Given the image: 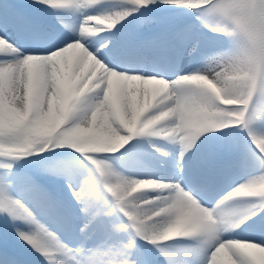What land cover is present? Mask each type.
Returning a JSON list of instances; mask_svg holds the SVG:
<instances>
[{
	"label": "snow or ice",
	"instance_id": "snow-or-ice-1",
	"mask_svg": "<svg viewBox=\"0 0 264 264\" xmlns=\"http://www.w3.org/2000/svg\"><path fill=\"white\" fill-rule=\"evenodd\" d=\"M41 2L54 8L82 10L98 3V0H41ZM155 2L156 0H128V4L133 7L86 16L81 25L99 21L103 30L112 29L132 12ZM162 2L201 10L203 16L210 21V26L217 32L225 30L226 21L229 19L234 21L236 26L248 29L249 24L264 15V0H162ZM4 22L5 17L0 12V25ZM258 38L261 50L264 52V33L258 34ZM0 41H3L0 44V52L16 53L15 59H0V74L3 75V85L0 86V120H2L0 155L18 157L34 151H43L49 146L66 144L88 156L97 166L105 188L128 217L130 226L135 229L137 235L153 242L166 241L177 236H200L213 244L210 264H219V258L225 250L227 255L224 258H230L233 264H256V260L249 253L264 249V241L219 238V231L229 222L233 214L219 208L203 207L196 199L193 201V196L178 184H164L159 189L170 188L174 191L166 197H157L174 209V226L163 232L153 231L150 224L142 222L138 217L136 204L125 190L130 184L138 186L139 180L119 176L107 163L93 159L92 154L97 153L80 151L75 145L82 141L105 143L118 140L121 136L126 137L125 144L135 135L148 134L176 137L184 148H188L203 132L238 125L249 130L254 145L264 157V133H256L251 128L253 121L257 119L260 107V102L254 98L264 97V56L261 59L259 72L252 71L247 77L243 100L239 104L234 103L238 98L236 96L224 98L226 91L234 90L231 78L238 69L232 58L218 61L228 63L230 67L236 69L226 72L222 77L218 76V79L224 81L219 87L206 81L199 72L182 75L175 81L167 80V83L156 78L142 79L141 75L122 76L113 72L111 75L101 74L104 75L102 83L96 82V78L86 77L88 83L69 100L58 73V63L65 59H74L81 70L88 72L95 70L79 48L72 49L71 42H67L45 54L20 55L19 50L5 36L0 35ZM32 56H39L42 59L29 58ZM98 87L101 89L99 94H97ZM189 87L197 91L209 90L210 99L207 102H186L180 98V93ZM162 92L168 93L166 102L159 100ZM221 99L229 113L224 123H218L210 111V104L215 103L219 106ZM77 113L79 115H76ZM169 121L170 126H165ZM183 129L189 131L181 135ZM52 136H59L60 142L52 144L41 139ZM234 197H258L260 206L264 207V175L251 177L230 192L225 199ZM189 204L191 206H188ZM0 207H5V210L12 214H16L17 210L27 211L19 201H12L11 197L6 196L2 189H0ZM206 210L214 223H197L196 213L198 211L205 213ZM246 210L248 214L249 211L255 212V206ZM32 222L36 228L33 233L18 232V235L33 247L44 251L45 255H49L48 248L55 243L54 238L39 221ZM246 245L254 247L246 249L244 247ZM131 246L129 242L126 247ZM57 247L63 256L70 260V264H117L109 253L97 251L84 256L73 254L62 245ZM49 258L53 264H67L65 259L56 260L51 256ZM120 264H128V260H122Z\"/></svg>",
	"mask_w": 264,
	"mask_h": 264
},
{
	"label": "clouds",
	"instance_id": "clouds-1",
	"mask_svg": "<svg viewBox=\"0 0 264 264\" xmlns=\"http://www.w3.org/2000/svg\"><path fill=\"white\" fill-rule=\"evenodd\" d=\"M100 24L101 22L97 21L92 24L81 25L80 34L86 36L89 34L100 32L103 30ZM226 24H227V27L221 33H225L228 36L233 37V33L238 30L237 26L235 25L234 21H232L231 19L226 21ZM248 29L251 32L256 33V34L264 33V15H261L260 17L256 19V21L249 24ZM2 43L3 41H0V44ZM71 47L72 49L79 48L80 51L85 54L86 58L91 59L93 68L95 69L98 66L103 74H109V73L115 72L117 75H122V76L138 75V74H129V73L117 71L113 68H109L101 60H99L95 55L89 52L88 48L85 46L84 43L81 42L80 39H76L72 41ZM29 58L34 59V60L42 59V57H39V56H32ZM235 70L236 69L234 67H230L228 63L217 62L213 71L207 72L206 74L202 73V75L206 81L219 87L224 81L218 79V76L222 77L226 74V72H232ZM141 78L142 79L143 78H156V79L162 80L165 83L168 82L164 78L155 77V76L145 77L141 75ZM103 80H104V75H101L100 73H98L96 76V82L102 83ZM188 83L190 84V81ZM231 83L234 85V90L226 91L224 94V98H232L233 96H236L238 98L234 100V103L239 104L243 100V89H244L246 80L244 78L237 79V78L232 77ZM100 90L101 89L98 87L97 94H99ZM180 98L185 100L186 102H191V101L207 102L210 99V91L209 90L197 91L189 87L185 91L180 93ZM167 99H168V93L162 92L159 96V100L162 102H166ZM210 111L212 112L213 117L217 120L218 123H224L228 119L229 113L224 107L223 99L220 100L219 106H217L215 103H211ZM127 131H131V130H127ZM188 131H189L188 129H183L180 134L184 135ZM41 139L44 141H47V143H52V144L60 142L59 136L43 137ZM125 140H126V137L121 136L118 140H113V141H109L105 143H94V142L82 141L76 144L75 147L83 152L110 153V152H115L118 149H120L123 146ZM163 186L164 184L159 181L148 179V180H139L138 186L136 184H130L126 186V189H125L128 196L135 202L136 213L138 217L141 219V221L144 223L150 224L151 229L153 231H158V232H163L165 230H168L170 226H174L173 224L174 209L169 204H166L163 201H161L159 197L157 196L151 197V198H145L144 196L137 195V193H141L147 189H157ZM192 200L194 201L195 198L192 197ZM188 206H191V205L189 204ZM247 215H248L247 210H244L238 213L237 215L232 216L229 220L230 225L237 226L244 220V218ZM210 219L212 218L210 217V215L207 214V210L205 211V213H201L198 211L195 215V221L200 224H206L207 221ZM128 264H136V261L128 260Z\"/></svg>",
	"mask_w": 264,
	"mask_h": 264
},
{
	"label": "bare ground",
	"instance_id": "bare-ground-1",
	"mask_svg": "<svg viewBox=\"0 0 264 264\" xmlns=\"http://www.w3.org/2000/svg\"><path fill=\"white\" fill-rule=\"evenodd\" d=\"M228 54H229V50H227L226 52H223L221 55V57H222L221 59L232 58L234 63H235V66L240 71V73L245 71V67L243 66V63L241 61H239V57L233 56V55H228ZM217 61H218V59L216 60L215 58H212V59H209L207 61V63L202 65V66L211 72L214 70L215 65L217 64ZM62 62H65V60H63ZM63 69L64 68H61V67L58 68V73L60 76H61V73L64 71ZM198 69H199V71H203L205 73L208 72L201 67H199ZM241 69H243V70H241ZM193 73H197V72L195 71ZM66 74H68V72H65L63 74V76H65ZM71 75H72V78L69 81H63L62 80L63 84H64L66 96L68 99H69L68 92H67L68 86H73L74 87L73 91H74V93H76L77 91L82 89V87L85 85V84L80 82L79 75H77L74 72H71ZM150 76L158 77V76H156V73L155 74H147L145 77H150ZM1 77L2 78H0V80H1V84L3 85V75L2 74H1ZM61 78H62V76H61ZM65 167H70V164H65ZM79 183H81L85 186L83 189V193H82L83 196L85 195L86 197L89 198L94 193V191L99 193V190H97V188L95 187L94 182L91 179L87 178V176L84 177L83 180L79 179ZM17 185H19V184H17ZM17 201H19L24 206V209H26L27 211L25 212L24 210H17V212H16V214L20 216V218L18 220H16V224H18L20 226L15 225L14 227H12L11 232H14L13 233V241H16L17 239L20 238V236L18 235V232L29 233V234L33 233L36 230V228H35V224L32 221L35 220V221H39L42 225H44L46 227V229L48 230V233L54 238L55 243H53V244L62 245L64 249L70 251L69 250L70 247L69 248L66 247V240L67 239L61 237V236H66V235H62L60 233H58L59 235L54 234L52 231H50L48 229L49 223L47 222V220H45V218H41V216L36 214V210L39 209V207L41 206V204L38 201H34V202L33 201L32 202L31 201H23V200H17ZM54 214H56V213H54ZM105 214H107V210L105 208H101L99 215L102 217H106ZM109 219H112V218L109 217ZM109 219H106L105 221H108V223L110 224L111 221ZM23 241L24 242L21 245V248H22V251L26 255L37 257L36 255L38 253L43 252V251H38L39 250L38 248L33 247L31 244L27 243L24 239H23ZM252 247L253 246L248 245V249H250ZM50 248H53V246H51ZM124 250H125V246H121L119 249H117V252L124 254V252H125ZM95 251L101 252L99 249H96V248H95ZM48 253H53V251H48ZM60 253L62 254L61 251H60ZM102 253H104V252H102ZM62 256H63V254H62ZM63 259L66 260L67 264L70 261L67 257H64ZM20 264H22V263H20Z\"/></svg>",
	"mask_w": 264,
	"mask_h": 264
},
{
	"label": "rangeland",
	"instance_id": "rangeland-1",
	"mask_svg": "<svg viewBox=\"0 0 264 264\" xmlns=\"http://www.w3.org/2000/svg\"><path fill=\"white\" fill-rule=\"evenodd\" d=\"M0 77H1V74H0ZM0 86H2L1 80H0ZM7 159L8 158H2L1 157V159H0V172L3 173L4 181L8 185V187H7V193H8L10 187H12V180L15 178V176H21V177L24 178V175H18V174H16V172H20V168H21V163L20 162H18L16 160L9 162ZM57 160L62 161V159H57ZM24 180H25V178H24ZM15 183H16V186H14V188L15 187L21 188V192H20L21 194H19L18 197H14L13 198L14 201H17V200L28 201L29 199H26V198L28 197L29 190L27 188H23V185L24 184L23 183H19V179H17ZM17 184H19V185H17ZM29 194H31V193H29ZM81 197L83 199H87V197L85 195L83 196V194H81ZM32 198H33V200H32L33 202L34 201H37V198L36 197H32ZM8 215L9 216H13L12 213L9 212V211H8ZM109 220L112 221V219H109ZM120 254L122 255V253H120Z\"/></svg>",
	"mask_w": 264,
	"mask_h": 264
}]
</instances>
